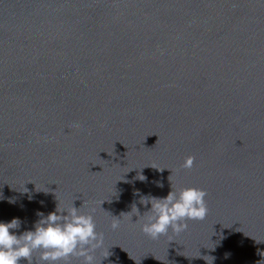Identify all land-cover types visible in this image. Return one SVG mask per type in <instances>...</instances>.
<instances>
[{
	"label": "water",
	"instance_id": "obj_1",
	"mask_svg": "<svg viewBox=\"0 0 264 264\" xmlns=\"http://www.w3.org/2000/svg\"><path fill=\"white\" fill-rule=\"evenodd\" d=\"M171 185L208 214L152 238ZM0 197L17 234L82 205L94 264H264V0H0Z\"/></svg>",
	"mask_w": 264,
	"mask_h": 264
},
{
	"label": "clouds",
	"instance_id": "obj_2",
	"mask_svg": "<svg viewBox=\"0 0 264 264\" xmlns=\"http://www.w3.org/2000/svg\"><path fill=\"white\" fill-rule=\"evenodd\" d=\"M193 161V157H188L183 167L190 168ZM138 178L146 179L143 173H140ZM156 183L163 187L161 181ZM205 198L206 192L201 188L188 186L174 189L172 185L164 197L140 196V203L145 206L151 204L145 212L146 215L143 214L144 223L141 230L152 238H159L169 231L177 234L183 232L187 230L189 220L206 218L208 207ZM9 202L15 203V200L9 198ZM81 206L76 207L73 203L71 207L62 208L58 203L55 210L47 215L38 211L39 219L34 228L20 234L10 231L20 228L19 217L0 221V264H20L22 258L27 259L28 264H33L32 256L36 250H40L39 259L43 264H57L61 259L66 260L70 256H80L84 258V264H94L93 254L103 247L104 235L97 231L92 213L82 212ZM134 213L140 214L135 203L126 214L133 216ZM118 218L112 221L113 229L119 227ZM212 258L214 260V257Z\"/></svg>",
	"mask_w": 264,
	"mask_h": 264
}]
</instances>
